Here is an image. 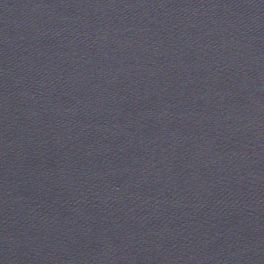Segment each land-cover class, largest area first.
Listing matches in <instances>:
<instances>
[{
    "label": "water",
    "instance_id": "95a60500",
    "mask_svg": "<svg viewBox=\"0 0 264 264\" xmlns=\"http://www.w3.org/2000/svg\"><path fill=\"white\" fill-rule=\"evenodd\" d=\"M0 264H264V0H0Z\"/></svg>",
    "mask_w": 264,
    "mask_h": 264
}]
</instances>
